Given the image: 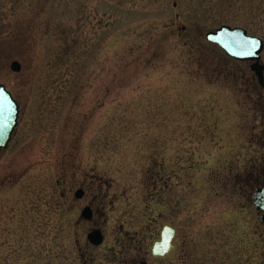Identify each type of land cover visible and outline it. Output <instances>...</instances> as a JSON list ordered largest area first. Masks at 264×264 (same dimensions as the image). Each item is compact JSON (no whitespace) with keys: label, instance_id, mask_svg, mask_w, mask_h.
<instances>
[{"label":"rangeland","instance_id":"obj_1","mask_svg":"<svg viewBox=\"0 0 264 264\" xmlns=\"http://www.w3.org/2000/svg\"><path fill=\"white\" fill-rule=\"evenodd\" d=\"M221 24L264 41V0H0V83L19 104L0 264H264V88L206 40ZM163 220L170 261L149 254Z\"/></svg>","mask_w":264,"mask_h":264},{"label":"water","instance_id":"obj_2","mask_svg":"<svg viewBox=\"0 0 264 264\" xmlns=\"http://www.w3.org/2000/svg\"><path fill=\"white\" fill-rule=\"evenodd\" d=\"M206 40L217 44L228 56L239 61H249V68L254 72L259 85L264 88V63L261 62V52L264 48V41L257 36L249 35L242 27H231L221 24L214 30H209L205 34ZM251 52V55L246 53ZM10 68L14 71L20 70V63L12 60ZM19 105L0 83V151L7 147L12 133L18 124ZM84 194L83 189L75 191V197L80 198ZM253 205L257 210L262 211L259 220L264 223V185L256 186L252 194ZM81 215L86 219H91L93 212L89 205H86ZM177 228L168 220L161 223L158 236L152 239L150 245V255L156 259L172 260L176 257L178 243L175 240ZM103 233L100 228H93L87 233V239L94 245H99L103 241Z\"/></svg>","mask_w":264,"mask_h":264},{"label":"flooded vegetation","instance_id":"obj_3","mask_svg":"<svg viewBox=\"0 0 264 264\" xmlns=\"http://www.w3.org/2000/svg\"><path fill=\"white\" fill-rule=\"evenodd\" d=\"M93 216V215H92ZM164 221V220H163ZM169 221V220H168ZM169 222H171V221H169ZM162 223V222H161ZM172 223V222H171ZM173 224V223H172ZM174 225V224H173ZM175 226V225H174ZM161 227V226H160ZM176 227V226H175ZM177 228V227H176ZM160 230V229H159ZM177 232H178V228H177ZM176 236H177V233H176ZM175 240H176V237H175ZM178 243V242H177ZM179 246V245H178ZM149 249H150V247H149ZM178 249V248H177ZM149 254H150V252H149ZM151 256V255H150ZM177 256V255H176ZM152 257V256H151ZM142 264H146V262H142Z\"/></svg>","mask_w":264,"mask_h":264},{"label":"snow or ice","instance_id":"obj_4","mask_svg":"<svg viewBox=\"0 0 264 264\" xmlns=\"http://www.w3.org/2000/svg\"><path fill=\"white\" fill-rule=\"evenodd\" d=\"M246 54H248V55H251L252 53H251V52H249V53H246Z\"/></svg>","mask_w":264,"mask_h":264}]
</instances>
